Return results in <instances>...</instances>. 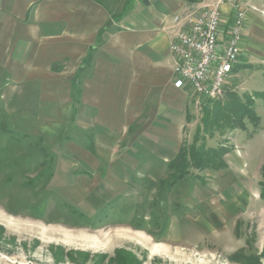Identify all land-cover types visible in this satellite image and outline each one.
Instances as JSON below:
<instances>
[{
	"label": "crops",
	"instance_id": "obj_1",
	"mask_svg": "<svg viewBox=\"0 0 264 264\" xmlns=\"http://www.w3.org/2000/svg\"><path fill=\"white\" fill-rule=\"evenodd\" d=\"M215 1L0 0V101L22 109L20 126L56 143V156L80 158L76 169L90 174L77 179L98 189L95 198L119 201L124 190L128 205L142 206L144 190L169 171L192 122L190 91L175 86L170 18ZM237 2L223 5L222 29ZM246 28L251 51L264 56L257 37L264 18L247 12ZM245 60L230 84L246 72Z\"/></svg>",
	"mask_w": 264,
	"mask_h": 264
},
{
	"label": "rangeland",
	"instance_id": "obj_2",
	"mask_svg": "<svg viewBox=\"0 0 264 264\" xmlns=\"http://www.w3.org/2000/svg\"><path fill=\"white\" fill-rule=\"evenodd\" d=\"M244 1L252 17L264 18V0ZM250 29L244 42L246 72L226 87L240 94L264 90V56L248 46ZM189 99L192 122L174 159L194 143L212 105L191 91ZM255 107L257 127L247 121L246 129L217 132L207 141L230 149L226 167L190 168L176 181L168 165L150 187L160 186L144 190L140 206L128 205L124 190L119 201L95 198L98 189L77 179L90 174L76 169L79 157L74 152L56 156V143L20 126L22 109L0 101V264H264V101L256 98Z\"/></svg>",
	"mask_w": 264,
	"mask_h": 264
},
{
	"label": "built area",
	"instance_id": "obj_3",
	"mask_svg": "<svg viewBox=\"0 0 264 264\" xmlns=\"http://www.w3.org/2000/svg\"><path fill=\"white\" fill-rule=\"evenodd\" d=\"M224 3L216 0L195 14H174L167 28L176 58L175 86L208 101L222 97L244 54L249 4L237 2L232 23L222 29Z\"/></svg>",
	"mask_w": 264,
	"mask_h": 264
},
{
	"label": "trees",
	"instance_id": "obj_4",
	"mask_svg": "<svg viewBox=\"0 0 264 264\" xmlns=\"http://www.w3.org/2000/svg\"><path fill=\"white\" fill-rule=\"evenodd\" d=\"M256 98L264 101V90L240 94L232 88H227L223 98L210 101L211 108L204 111L194 143L184 147L178 157L169 164L176 181L190 174V168L221 169L227 166L224 155L230 149L225 145L208 146L207 141L217 132L228 129L244 130L247 128V121L257 127L260 116L256 112ZM261 173L264 177V165ZM261 187V198L264 199V182L261 183Z\"/></svg>",
	"mask_w": 264,
	"mask_h": 264
}]
</instances>
